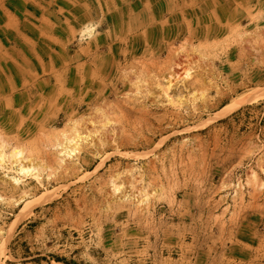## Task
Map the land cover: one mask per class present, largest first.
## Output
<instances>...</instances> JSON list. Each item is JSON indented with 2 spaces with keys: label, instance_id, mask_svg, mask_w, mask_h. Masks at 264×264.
<instances>
[{
  "label": "rangeland",
  "instance_id": "374dc122",
  "mask_svg": "<svg viewBox=\"0 0 264 264\" xmlns=\"http://www.w3.org/2000/svg\"><path fill=\"white\" fill-rule=\"evenodd\" d=\"M253 90L264 0H0V264H264Z\"/></svg>",
  "mask_w": 264,
  "mask_h": 264
},
{
  "label": "bare ground",
  "instance_id": "6f19581e",
  "mask_svg": "<svg viewBox=\"0 0 264 264\" xmlns=\"http://www.w3.org/2000/svg\"><path fill=\"white\" fill-rule=\"evenodd\" d=\"M260 91L259 90H253V91H251V92H249L248 94H246V95H244V96H242V97H240L239 99H237L236 101H235V103H240V102H249V101H251V100H254V99H256V97H258L260 94H264L263 92L262 93H259ZM233 106V103H225L224 105H222L221 107H220V109L218 110V111H216L215 113H214V115L213 116H211L208 120H211V119H214V118H216V117H218L220 114H222V113H224V112H226L227 110H229L231 107ZM72 139V138H71ZM73 139L74 140H76L74 137H73ZM70 140L69 139V141H68V139H67V141H68V145H69V142L71 141H74V140ZM66 141V142H67ZM70 142V143H71ZM68 145H66V146H64V147H62L61 148V150H60V152L62 153V154H64V155H71L72 153H73V151L75 150V147H71L70 146V148H69V146ZM20 153V151H17L16 152V154H19ZM0 156H1V154H0ZM14 163H16V169H17V171L18 172H20V173H24V172H28V171H30L33 167H31L30 165H24V164H22L21 163V159H20V157L19 158H17L15 161H14ZM16 172V171H15ZM11 178H12V180L13 181H15V182H17L18 183V178L16 177V176H11ZM20 179V178H19ZM117 189V188H116ZM115 189V190H116Z\"/></svg>",
  "mask_w": 264,
  "mask_h": 264
}]
</instances>
